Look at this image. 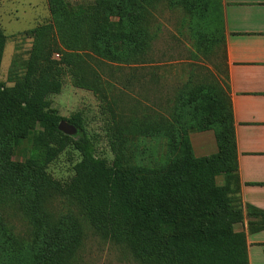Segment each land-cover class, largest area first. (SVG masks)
Returning <instances> with one entry per match:
<instances>
[{"label":"trees","instance_id":"trees-1","mask_svg":"<svg viewBox=\"0 0 264 264\" xmlns=\"http://www.w3.org/2000/svg\"><path fill=\"white\" fill-rule=\"evenodd\" d=\"M159 1L47 0L50 22L33 30L23 72L9 77L10 86L0 81V264H76L84 223L143 264H248L246 234L233 225L244 222L245 213L261 212L243 207L239 196L222 14L216 23L213 13L207 21L211 0L203 7L198 0H165L187 7L201 22L198 50L214 54L221 43L224 66L222 83L191 76L166 87L151 64ZM5 39L0 29V63ZM122 66L130 69L128 83L136 78L141 84L143 100H122V91L103 77L104 67L112 74ZM64 69L108 113L112 149L118 138L130 144L146 139L162 142L161 154L148 162L144 152L136 161L125 154L111 161L96 156L81 115L64 118L50 106L48 96L60 92ZM156 86L168 90L161 105L151 99ZM61 120L80 135L60 131ZM193 130H211L216 152L195 156ZM23 142L29 153L16 160ZM69 142L81 158L62 182L47 165ZM57 199L67 202V212L57 208ZM248 227L258 229L250 221Z\"/></svg>","mask_w":264,"mask_h":264},{"label":"rangeland","instance_id":"rangeland-1","mask_svg":"<svg viewBox=\"0 0 264 264\" xmlns=\"http://www.w3.org/2000/svg\"><path fill=\"white\" fill-rule=\"evenodd\" d=\"M72 4L86 0H69ZM197 2V0H190ZM201 2V7L205 4ZM200 7V9H201ZM157 22L159 28L158 38L154 42V56L152 67L159 76L160 83L170 87L182 84L191 79L193 81L223 82V58L221 43L215 45L214 54L198 50L197 28L199 21L194 13L181 6H171L165 0H160L156 8ZM214 22L220 19L221 0H211L204 14L207 21L211 14ZM115 19V17H114ZM50 22V13L47 0H0V29L5 34V45L0 63V81L10 86V76L21 74L24 69L25 60L33 42V30ZM220 38V37H219ZM59 58L58 54H54ZM105 79L115 85V92L122 91L121 99L131 103L133 99H142L144 90L135 79L127 82L130 77V69L127 66L114 69L109 73L104 67ZM214 75V76H213ZM62 86L58 93L51 94V108L64 118H70L73 114L81 115L85 132L90 139L96 156L111 161L117 154H125V159L131 158L136 161L141 158L140 153H145L143 162L150 158L158 157L163 151L162 142L143 139L140 144H130L129 140L117 139L115 149L111 147L113 131L107 112L101 113L98 98L89 90L75 87L70 75L62 71ZM168 91L161 86H156L153 102L162 104V94ZM160 100V102H159ZM123 101V102H124ZM125 103V102H124ZM126 104V103H125ZM154 104V106H157ZM201 132V131H200ZM192 131L190 134H197ZM204 151L214 153L216 150L213 133L211 130L204 131ZM80 134L72 136L76 139ZM212 136V137H211ZM121 138V137H120ZM196 138V137H195ZM194 138V139H195ZM153 141V142H152ZM144 146H146L145 149ZM154 151L155 155L150 156ZM198 151V150H197ZM214 151V152H213ZM29 153L27 142L17 146L13 158L23 160ZM80 153L69 142L66 147L47 165V171L57 180L66 181L74 174V166L80 160ZM221 182V177H218ZM55 205L62 212H67L68 204L61 199L55 201ZM16 221V220H15ZM17 231L24 229L21 221H16ZM76 264H143L137 260L125 246L101 236L88 223L83 224V239L76 255Z\"/></svg>","mask_w":264,"mask_h":264},{"label":"crops","instance_id":"crops-1","mask_svg":"<svg viewBox=\"0 0 264 264\" xmlns=\"http://www.w3.org/2000/svg\"><path fill=\"white\" fill-rule=\"evenodd\" d=\"M221 14L235 122L239 196L243 207L250 205L261 212L246 215L244 210V222L235 223L233 229L246 234L248 264H264V0H221ZM202 132L190 134L195 156L210 154L203 150ZM248 221L258 229L250 230Z\"/></svg>","mask_w":264,"mask_h":264},{"label":"water","instance_id":"water-1","mask_svg":"<svg viewBox=\"0 0 264 264\" xmlns=\"http://www.w3.org/2000/svg\"><path fill=\"white\" fill-rule=\"evenodd\" d=\"M58 129L65 134L74 135L77 132V127L73 123H69L66 120H61L58 123Z\"/></svg>","mask_w":264,"mask_h":264}]
</instances>
